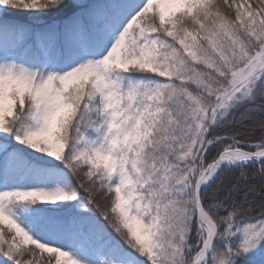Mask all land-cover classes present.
<instances>
[{"label":"snow or ice","instance_id":"obj_1","mask_svg":"<svg viewBox=\"0 0 264 264\" xmlns=\"http://www.w3.org/2000/svg\"><path fill=\"white\" fill-rule=\"evenodd\" d=\"M0 264H264V0H0Z\"/></svg>","mask_w":264,"mask_h":264}]
</instances>
